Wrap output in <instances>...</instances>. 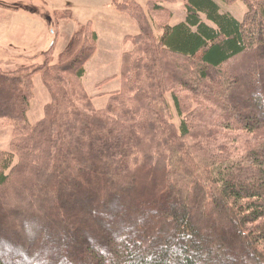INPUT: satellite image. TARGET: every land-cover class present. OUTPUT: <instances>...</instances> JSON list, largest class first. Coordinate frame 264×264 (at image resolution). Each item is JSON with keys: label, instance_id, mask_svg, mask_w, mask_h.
<instances>
[{"label": "trees", "instance_id": "trees-1", "mask_svg": "<svg viewBox=\"0 0 264 264\" xmlns=\"http://www.w3.org/2000/svg\"><path fill=\"white\" fill-rule=\"evenodd\" d=\"M219 1L228 0H186L185 19L172 25L165 4L174 1L149 0L146 9L135 0H114L136 22L138 33L126 37L132 49L122 55L120 89L108 94L101 109L94 107L82 82L97 51L98 34L91 23L77 24L57 62L46 51L42 64L0 66V120L13 128L10 150H0L2 197L15 196L19 211L28 213L57 203L51 208L54 215L70 224L72 217L74 236L93 264H237L238 249L247 253L246 264H264V67L256 65L253 80L259 86L249 89L241 87L250 76L242 80L231 68L234 62L253 70L248 63L258 57L264 63V2L241 0L247 12L240 21L223 13ZM0 7L17 9V4L0 0ZM148 9L167 14L166 21L157 23L159 36ZM69 17V12L58 14ZM0 51L9 58H35ZM37 74L51 101L43 118L31 123ZM168 93L181 118L179 127ZM103 136L111 140L100 146L97 140ZM123 140L128 144L122 145ZM147 168L152 174L166 172L169 181L156 200L146 197L154 210L139 220L134 216L139 211L129 204L140 201L135 184ZM29 181L42 186L30 201L24 193ZM81 182L97 186L94 190ZM118 183L124 185L120 196L113 192ZM45 190L48 196L42 195ZM106 203L113 207L105 208ZM123 214L132 215L135 225H123L126 231L115 237L111 229L121 226ZM10 215L11 229L23 235L25 247H41L38 233L58 227L54 222L42 229L41 224L29 234L21 213ZM102 217L110 224L104 225ZM95 231L99 237L91 235V240L102 251L81 236ZM0 264L23 263L0 257Z\"/></svg>", "mask_w": 264, "mask_h": 264}, {"label": "rangeland", "instance_id": "rangeland-1", "mask_svg": "<svg viewBox=\"0 0 264 264\" xmlns=\"http://www.w3.org/2000/svg\"><path fill=\"white\" fill-rule=\"evenodd\" d=\"M17 4V9L4 10L0 9V48H8L18 54H26L27 56L33 57L34 59H20L21 57H7L9 53H4L0 51V66L6 67L8 69H14L17 65L24 64L28 65L30 63L42 64L46 61V55L40 51L45 50L48 47L50 40V31L54 35V47L49 51V56L57 62L60 53L66 48L72 36L73 31L77 28V24H87L91 23L92 28L99 35V41L97 43V51L94 56L90 59L87 66V72L82 79L83 86L90 96H93V105L97 109L104 108L108 103V96L104 95L109 91H114L120 89V81L117 79H111L104 82L101 86L97 87L96 83L106 80L114 74L121 71V55L124 52L130 51L132 49L131 41L127 40V35H134L138 33V26L136 22L128 15L120 12L114 5V0H7ZM124 1V0H120ZM139 2L144 8H148L149 0H135ZM156 2L163 3L164 0H155ZM174 1L171 4H165L172 12L171 24L175 25L182 20H184L186 15L185 3L186 0H168ZM254 1V0H253ZM260 3L264 0H258ZM221 5V11L228 12L235 16L238 20L242 21L246 12L247 6L241 1L228 0L227 2L219 1ZM257 3V1H255ZM153 18V26L157 36L162 34V30L157 25L158 21H166L167 14L165 12H150ZM63 12H69V18H58V14ZM49 16L52 19L49 20ZM258 62L256 58H252L251 63H248L247 68L242 67L240 64H235L231 68L237 70L236 75L241 77L242 80L246 76H250L249 81L244 83L242 89H249L250 87H257L259 83L253 80L254 78V68H258L256 65L259 63L264 67V63L260 57H258ZM4 64H7L4 65ZM235 64V65H234ZM256 66V67H251ZM241 66V67H240ZM2 67V68H3ZM228 68V66L224 67ZM119 75V74H118ZM248 79V78H247ZM264 77L261 78L263 82ZM244 82V81H243ZM34 96L30 103V110L28 112V119L31 123H36L41 120L45 114V106L51 101V95L44 85L42 77L40 74L34 76ZM103 94V95H100ZM183 96H188V93H183ZM100 96V97H98ZM167 101L171 108V113L174 118V122L179 127L181 118L179 117L177 110L174 105L172 95L168 93L166 95ZM188 102V99H184ZM240 111L244 112L245 109ZM13 136V128L7 122L0 120V150L9 151L11 148V141ZM107 136H103L97 140L98 144H102L109 141ZM125 145L127 142L123 140ZM128 144V143H127ZM101 148V147H100ZM114 149V148H113ZM115 150L109 152L112 156L115 154ZM69 174L73 175L72 172ZM139 182L135 184L137 190L141 192L140 201L135 200L130 203L129 206L133 211H139L135 213L134 216L141 220L143 217L148 216L154 210L150 207L146 197L149 196L152 202V197L156 200L160 194H162L163 188L169 181V175L166 172L152 174L149 168L145 171H140L138 175ZM57 178L55 181H59ZM114 180V179H113ZM27 181V180H26ZM14 182V181H13ZM26 182L24 184L27 187V191H24L26 195V200L30 201L31 197L36 198V195L41 194L42 186L36 183ZM83 187H89L83 182L80 183ZM95 184L90 185L89 188L95 190ZM81 188V187H80ZM120 189H124V185L118 183V189H113V192H117V196H120ZM22 190L21 186H18L15 192H20ZM48 190V189H47ZM45 190V192L47 191ZM43 192V196H48L49 192ZM92 192V190L88 191ZM45 193V194H44ZM120 193V194H119ZM151 195V196H150ZM5 199H7L5 201ZM15 200V196H4L2 197L0 193V257L6 260H18L23 264L37 263V261L43 264H70L73 260L74 264H93L89 259L88 253H86V248L79 240L74 236L76 233V226L72 227V217H70L71 224L67 222V218L64 216H55L53 213L54 206L58 204H50L48 207L40 208L37 212L22 210L19 211L18 204ZM146 202H145V201ZM68 203L67 200H65ZM107 204V203H106ZM104 205L105 208L113 207ZM69 202V206H70ZM115 207V206H114ZM139 209V210H138ZM21 213V220L26 232L33 233L31 230L34 227L44 229V226H53L54 222L57 223L58 227L56 229L45 228L43 232L38 233L36 238V243L39 242L41 247L35 246L34 248L25 247L21 241L23 235L20 232L12 231L10 223L11 215L10 212ZM105 211V209H104ZM103 211V212H104ZM141 212V213H140ZM33 213H36L33 215ZM33 215L34 218L29 217ZM46 217H43L45 216ZM76 215V214H74ZM101 215H105L106 213ZM77 216V215H76ZM80 218H85L80 215ZM133 216L129 215L126 217L124 214L121 215L118 220L120 222L119 228L113 227L111 229L115 237H120L123 232L122 226L125 228H131L135 225L132 220ZM74 219V218H73ZM102 223L104 225L110 224L107 219H104ZM74 220H78L77 218ZM44 223V224H43ZM55 225V224H54ZM47 226V227H48ZM116 226V225H115ZM109 227V226H108ZM111 227H109L110 229ZM122 228V229H121ZM89 231V230H87ZM110 231V230H109ZM126 231V230H124ZM14 232V233H13ZM22 232V231H21ZM97 231L85 232L82 234L83 241L88 242L92 248L103 250L104 248L99 245V242L91 240V235L99 237L96 234ZM220 233V232H219ZM235 236V233L231 234V238ZM24 241V240H23ZM69 246V248H68ZM75 247V250L72 248ZM48 248H50L48 250ZM82 252L77 249H82ZM107 256L110 251H106ZM48 255L50 256L49 258ZM235 257L233 258L237 264H246L247 253L241 251V249L235 251ZM109 257V256H108ZM108 264L109 261H107Z\"/></svg>", "mask_w": 264, "mask_h": 264}, {"label": "crops", "instance_id": "crops-1", "mask_svg": "<svg viewBox=\"0 0 264 264\" xmlns=\"http://www.w3.org/2000/svg\"><path fill=\"white\" fill-rule=\"evenodd\" d=\"M0 9H4V10H10V9H6V8H3V7H0ZM12 10H14V9H12ZM1 11V10H0ZM50 19H52V17L51 16H49V20ZM185 19V18H184ZM183 21V20H182ZM74 32V31H73ZM71 37V36H70ZM98 41H99V35H98ZM54 44H55V42H54V35H53V32L52 31H50V40H49V44H48V47L45 49V50H42V51H40L41 53H43V52H46V51H51L52 50V48L54 47ZM121 66H122V55H121ZM87 65H88V63H87ZM121 68V67H120ZM86 72H87V66H86ZM120 73V72H119ZM119 73H117V74H114V75H112L111 77H108V78H112V79H118L119 81H120V79H119V77H118V74ZM86 74V73H85ZM85 76V75H84ZM84 78V77H83ZM107 78V79H108ZM111 80V79H110ZM109 81V80H108ZM101 82H103V81H101ZM101 82H99V83H96V85H97V87H99V85L98 84H100ZM120 85H121V81H120ZM114 91H116V90H114ZM111 92H113V91H109L108 93H106V94H104V95H107L108 96V94L109 93H111ZM100 95H103V94H100ZM93 97V96H92ZM98 97H100V96H98Z\"/></svg>", "mask_w": 264, "mask_h": 264}]
</instances>
